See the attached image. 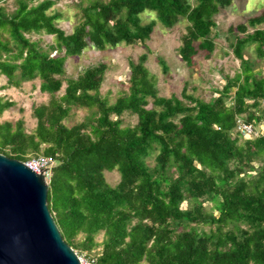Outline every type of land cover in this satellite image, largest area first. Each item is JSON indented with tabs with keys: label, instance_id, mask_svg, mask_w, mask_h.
I'll return each mask as SVG.
<instances>
[{
	"label": "trees",
	"instance_id": "obj_1",
	"mask_svg": "<svg viewBox=\"0 0 264 264\" xmlns=\"http://www.w3.org/2000/svg\"><path fill=\"white\" fill-rule=\"evenodd\" d=\"M232 1L93 0L77 4L70 34L57 27L52 0H16L10 14L0 8V89L39 80L49 96L32 106L30 132L22 119L0 121V154L53 161L48 210L63 241L94 264H264V132L244 138L236 130L237 120L254 131L264 121V77L242 53L249 43L264 57V28L235 38L240 70L208 101L185 90L159 96L144 55L129 63L127 92L112 104L99 92L105 63L64 78L66 61L87 48L143 45L156 24H142L146 11L166 29L187 22L178 48L186 64L200 52L209 58L214 17ZM263 23L264 12L237 30ZM41 32L54 38L47 50L27 37ZM14 106L0 97V117ZM72 107L90 114L68 127ZM125 112L137 118L131 127H121ZM112 171L115 186L104 177Z\"/></svg>",
	"mask_w": 264,
	"mask_h": 264
},
{
	"label": "rangeland",
	"instance_id": "obj_2",
	"mask_svg": "<svg viewBox=\"0 0 264 264\" xmlns=\"http://www.w3.org/2000/svg\"><path fill=\"white\" fill-rule=\"evenodd\" d=\"M41 1V0H36ZM54 2L51 11L60 13L61 17L56 21L57 27L70 34L79 21L77 4L86 6L93 0H52ZM102 1V0H101ZM106 1V0H103ZM193 3V0H189ZM35 4V2H34ZM0 8L7 14L12 13L16 8V0H1ZM264 12V0H233L232 4L222 9L215 17L216 27L211 33L214 48L209 58L204 57L200 52L192 57L191 64H186L178 53L180 37L185 32L187 22L180 20L172 28H164L156 19L155 13L144 12L140 18L142 24L156 22L150 39L143 45L128 46L120 44L104 51H97L94 48L85 49L80 56L69 58L65 63V79L76 78L85 68L98 63L107 65L103 82L100 87V95L107 100L108 104L115 102L116 98L127 92L129 80V63H138L139 58L144 55V66L155 80V87L158 95L169 98L176 96L181 98V92L196 98L208 101L215 97V90L221 89L226 77H233L240 70V62L232 53L231 44L236 42L235 38H242L247 33H252L255 28H264V23L256 27L247 26L245 33L237 30L240 24H246L247 20L259 16ZM31 41H38L39 45L47 50V45L54 43V38L44 33L27 35ZM244 58L251 64L252 69L259 77H264V57L258 58L254 44H245L243 49ZM39 80L21 82L19 87L0 89V97H4L15 103V106L4 112L0 121L8 120L15 123L18 119L24 122L26 132L35 127L36 121L31 117L32 106L46 103L48 94L40 93ZM6 80L0 78V86H5ZM65 87L57 95H62ZM149 107H152L151 104ZM21 110V111H20ZM90 114L86 108L72 107L70 116L65 120V125L70 127ZM114 118V117H112ZM137 121L134 114L125 112L121 118V127H131ZM256 133L264 132V121H262ZM44 146L41 147L42 153ZM8 151H6L7 153ZM9 154V152H8ZM147 164L152 166L153 159L148 158ZM104 177L110 186L119 182V175L116 171L105 172ZM185 203L182 208H185ZM82 261L87 262L84 252L75 251Z\"/></svg>",
	"mask_w": 264,
	"mask_h": 264
},
{
	"label": "water",
	"instance_id": "obj_3",
	"mask_svg": "<svg viewBox=\"0 0 264 264\" xmlns=\"http://www.w3.org/2000/svg\"><path fill=\"white\" fill-rule=\"evenodd\" d=\"M48 183L0 154V264H80L47 207Z\"/></svg>",
	"mask_w": 264,
	"mask_h": 264
},
{
	"label": "built area",
	"instance_id": "obj_4",
	"mask_svg": "<svg viewBox=\"0 0 264 264\" xmlns=\"http://www.w3.org/2000/svg\"><path fill=\"white\" fill-rule=\"evenodd\" d=\"M236 130L242 135L244 138L256 137L257 133L253 130L252 126L246 124L241 120L236 121ZM24 163L31 171L36 174H42L44 176L45 181L48 183L51 175V169L53 167V161L44 156L37 157H29ZM80 264H94L93 260H89L87 262L82 261L79 258Z\"/></svg>",
	"mask_w": 264,
	"mask_h": 264
}]
</instances>
